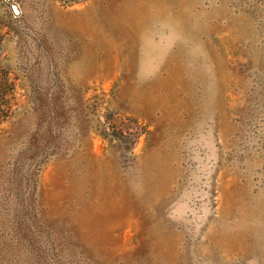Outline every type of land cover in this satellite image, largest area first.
I'll return each mask as SVG.
<instances>
[{
    "label": "rangeland",
    "instance_id": "rangeland-1",
    "mask_svg": "<svg viewBox=\"0 0 264 264\" xmlns=\"http://www.w3.org/2000/svg\"><path fill=\"white\" fill-rule=\"evenodd\" d=\"M0 264H264V0H0Z\"/></svg>",
    "mask_w": 264,
    "mask_h": 264
},
{
    "label": "trees",
    "instance_id": "trees-1",
    "mask_svg": "<svg viewBox=\"0 0 264 264\" xmlns=\"http://www.w3.org/2000/svg\"><path fill=\"white\" fill-rule=\"evenodd\" d=\"M0 35V43L2 42ZM15 85L10 81L8 71L0 66V124L4 122L13 113V92Z\"/></svg>",
    "mask_w": 264,
    "mask_h": 264
}]
</instances>
